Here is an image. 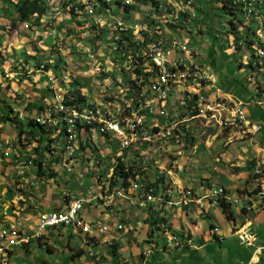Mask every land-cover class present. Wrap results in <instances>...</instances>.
Returning a JSON list of instances; mask_svg holds the SVG:
<instances>
[{
  "label": "crops",
  "instance_id": "0c3cea01",
  "mask_svg": "<svg viewBox=\"0 0 264 264\" xmlns=\"http://www.w3.org/2000/svg\"><path fill=\"white\" fill-rule=\"evenodd\" d=\"M19 1L0 0V246L6 241L1 237L2 230L21 222L20 228L23 232L32 234L43 214L65 211L71 196L95 197L101 192L99 191L101 185L97 181L94 170L88 166L84 172H81L79 170L81 166L76 163L77 161H70L69 165H66L67 168L62 165L64 168L60 170L59 174L51 176V178L47 172H45L47 174L41 173L37 176L35 168L26 177H21L17 173L18 163H15L17 156L25 155V153L35 155L34 150L37 146L35 142H28L26 133L19 135L20 127L25 132L37 130L29 125L30 119L46 118L49 106L59 105L57 94L66 97V91L75 88L80 89L82 94L87 96L85 91L91 87L96 88L93 84L84 86L79 78L75 80L74 77L79 70L71 71L72 66L65 64V61L68 62L69 59L64 56L59 58L61 54H73L71 50H68L69 40L63 41V33H68L69 39L74 38L72 43L76 42L75 38L78 36L86 39V43L94 42V34L87 31L92 29L95 22L93 18L87 17L83 13L76 15L69 7L60 5L57 8L62 10V13L57 18L50 19V14H34L21 20L16 6ZM80 8L82 10L85 7ZM132 11L133 9L127 15L130 16ZM68 18L74 19V22L68 23ZM66 27L69 28L68 32ZM102 29H104L102 37L107 36L106 33H108L111 39V20L108 19V25ZM83 31L85 32L83 33ZM90 35L92 36L88 38ZM181 35H184V32H181ZM107 37L109 38V36ZM59 41H62V44H54ZM97 43H102V41L98 40ZM191 47L196 58L201 55L200 61L208 65L207 61L211 60L209 54L212 53L201 54L199 41L197 46L191 44ZM86 48L88 50L91 47L86 45ZM112 50L111 46L109 51ZM114 53L118 52L114 51ZM42 63L51 64V66L41 69ZM74 64L78 65V62ZM118 77L123 78L122 69H118ZM72 79H74L75 87L70 85ZM244 92L246 93H244L243 99L248 97L247 90ZM89 95L90 97L87 96V99L97 97L95 91H90ZM7 116H14L15 120L6 119ZM101 120L103 121V119ZM3 122L10 127L4 126ZM92 131L96 130H90L94 134ZM95 137L100 139V136L95 135ZM105 139V136L101 139L102 144L106 143ZM34 141L37 142V140ZM263 142L257 143L254 148L250 147L254 152H250V149L246 147L243 150L254 157L253 155L260 154L259 148H262ZM164 146L163 149L167 147L168 153L178 147ZM263 152L264 149H262V154ZM105 154L111 155L109 151ZM218 155L215 156L218 157ZM165 156L168 155L165 154ZM104 157L107 158L100 152L101 162ZM245 157L247 156L245 155ZM90 158L86 160H89L88 164L92 165L94 160ZM252 161L250 167L256 163L254 159ZM56 162L59 161H54L53 164L55 165ZM238 164L241 165L240 162ZM34 165L36 162L32 158L31 166ZM241 167L243 168V166ZM146 168L153 175L147 173L145 179H141L136 184L134 182L129 187H126V183L124 185L118 183V190H124V196L108 195L107 198H98L91 203H86L80 213V219L82 225L89 227L90 232H85L82 225L79 224L50 228L42 240L35 239L39 247H44L55 253L58 250L56 244L63 240L62 242L66 246L65 253L70 255L74 261L83 257L86 253L85 248L95 247L97 252L87 250L88 261L85 264H100V262L103 264L263 263L264 207L261 205H264V197L259 196L258 192H249L252 183L246 185L244 179L246 178L244 175L253 173V169L245 166V169H239V173L230 176L232 178L221 180L223 185L226 184V188L230 189L231 196L227 195L226 198L232 204L235 220H229L211 189L210 191L202 188H199V191L193 190L194 193L191 195L189 204L170 205L160 202L158 198L153 200V197L158 196L160 190L163 189L161 181L165 174L162 171L165 168H161L160 174H157L151 167L147 166ZM168 171L170 170H166V172ZM128 178L126 182H128ZM121 179L122 177H120ZM155 179H159L155 183H158L160 190L157 191L158 195L150 196L145 192V188L149 182ZM82 180L90 182L89 190L84 187ZM91 190L94 191L92 195L90 194ZM176 190L164 189V192L171 195L172 199H178L183 190ZM241 192L248 194V199L238 198L243 195ZM141 198L144 199L141 200ZM217 209L220 210L218 214L221 219L224 217L227 219L228 224L226 223L224 230L215 222H210L209 226L207 225L209 229L203 224L202 219L214 216L212 211H217ZM254 220H256V224ZM120 225L122 228H119ZM243 225L256 234V240L250 246L240 244L238 239L237 231ZM172 231L179 235H173ZM65 235H67V239H64ZM161 235H165L162 243L159 242L162 238L159 237ZM54 236L57 241L52 242ZM170 236H175L179 243L175 242L168 246L167 242ZM72 238L81 241L79 247L82 250L76 251V247H72ZM33 241L34 239L24 246H13L11 251L0 252V257L9 258L12 264H22L13 261L14 257L22 256L24 250L30 252ZM111 242L119 243L116 256H113ZM180 244L181 247L177 248ZM16 249H20L19 252H16ZM79 252L80 255H78ZM31 264H40V262L34 260ZM42 264H45V261ZM51 264L59 263L51 262Z\"/></svg>",
  "mask_w": 264,
  "mask_h": 264
},
{
  "label": "rangeland",
  "instance_id": "374dc122",
  "mask_svg": "<svg viewBox=\"0 0 264 264\" xmlns=\"http://www.w3.org/2000/svg\"><path fill=\"white\" fill-rule=\"evenodd\" d=\"M119 1L120 0H112V3H114V6H116V4H119ZM124 1L126 2L125 4L130 6V10L133 9L130 15L131 19H133L134 22L141 24L149 23L151 29H155L158 25H161L160 18H162V16L165 15V13L169 11L168 9L170 8V5L166 0ZM219 5V0H180V4H176V8L179 7L180 10H184L186 8L190 14L195 12L196 16L192 19L191 23L183 24L186 26L181 30L184 32V35H180V29H173L175 34L188 37L190 40L192 39L191 44L196 46L199 41L201 47L199 50L201 54L210 53L209 51L210 48H212L214 38H216L217 43L215 49L217 54H209V58L211 60L207 61L208 67H201V72L198 73V78L194 82V98L196 103H189V106H185L184 98V96H186L188 93L187 79H180V87L178 88V86H173V79H166L165 82V78H156V81H154V84L151 88H149V90H143L141 84L130 83V81L133 79H131L132 74L129 71V68H132L135 71L136 79L138 81H146L147 73L148 77H157L164 75L165 68H167L173 69V71H185V74H192L193 66H189V64H174L173 56H167V54H163L166 58L165 67L159 69V67L154 62V54H144L145 48H141V54H133L130 53L129 50H123L125 53L123 54L121 50L125 47L122 44L120 46V52L116 54L114 53L115 50L109 51L110 47L113 46V40L110 39V35L106 33L109 38L107 36L102 37L104 29L98 28L95 25L92 27V29L87 30L91 34H94V42L86 43V39H84L82 36H78L75 38L76 42L72 43L74 38L69 39L68 33H63V41H66L67 39L69 40L68 50H71L73 54H61L59 55V58L64 56L69 59L68 62L65 61V64L67 66H72L71 71L76 72L77 69L79 70L74 77L75 80L79 78L83 82L84 86H89V84H93L94 87L96 86V88L91 87L89 90L85 91L88 97H90V91L96 92L97 97L94 99L88 98L89 101L93 102L94 104H101V102H105V108L115 107L117 121L119 123H128V120L145 122V114L137 115L136 112H129V106L127 104V93H129L132 94L133 98L132 107H137V111L146 110V112H153L157 109L164 110V112H172V128L182 127V129L192 131V136L189 137L185 143L175 147L176 149L170 153H168L166 149L167 147L163 149L165 147L164 145H161V150H157V146L156 148L150 146L149 149H146V146H139L137 151L132 148L130 156L133 157L126 159L127 164L131 165L134 163L136 166H139V176H141L142 179H145L144 176L147 173L153 175L151 171H147V166L151 167L152 170H155L157 174L161 173V168H165V170L162 171V173L165 172V174L163 180L161 181V188L165 190L177 189L176 191H178L180 189V191L183 190L181 192L183 193L187 189L192 191L196 189L199 191V188H202L203 190L209 189V191L211 189L213 193H216L219 196H231L229 192L230 189H227L226 184L223 185L222 181L224 179L226 180L232 178L230 176H232L234 173H239V169H245V166L246 168L249 166L250 169H253V173L244 175V177H246L244 178L246 185H248L250 182L252 183V188L249 192H255V188L257 186V178L255 176H259L258 166L261 160H264V152L262 154V149H264V129L259 134H257V137L252 139L241 137L235 132V128H238L241 131H249V133H256L257 121L255 120L260 121L264 128V108L256 107L255 105H249V115L253 120H249L246 117H236V119L231 120V123H224L223 113H219L218 108L230 107V99L225 94H218L217 99L215 100L214 95L205 93L207 91V80L209 79L210 68V70L217 74L220 78L218 85L222 89H226L232 93H242L243 97L244 93H246L244 91H254L255 93H261V98H264V85L262 84V80H264V54H254L255 52H259L264 46L260 44V42L254 43L255 45H250L251 43L256 42L259 36L264 41V29L259 30L256 37L249 30L250 27L256 26L257 23H263L264 15H257L256 22L252 24H242L240 20L235 19L233 21L235 25H233V23L230 21L232 19V15L221 11ZM104 6L106 7L108 5ZM120 7L121 9L118 10V14L122 18H126V14H128V12L125 10V8H123V6ZM259 9L260 6H257L256 9H251L255 11L250 13V17L248 18L251 19L253 15L260 12ZM189 13L187 14L188 20L190 15ZM96 14L100 15L99 9L96 10ZM105 17L106 16L104 15V18ZM72 22H74V19L68 18V23L71 24ZM66 28L68 32L69 28ZM84 32L85 31H83V33ZM77 34H79V31H77ZM91 36L92 35H90L88 38ZM79 39L82 42L78 41ZM98 40H101L102 43H97ZM84 42L88 47L91 48L87 50ZM54 44H62V41L55 42ZM114 46L116 45L114 44ZM200 58H202V56L198 55L197 60L200 61ZM75 62H78V65H75ZM120 67L122 68L123 72V78H121L123 79L121 84V92L127 93H120L118 97V94H114L115 84L105 85V78L107 79L108 83H112V79H120L118 77V69ZM138 70L140 72H138ZM69 75L72 77L71 74ZM253 79V84L247 81ZM73 82L74 79L70 81V85L75 87ZM67 91H72V89L70 88ZM165 91L166 94L164 99H160L161 95L164 94ZM66 95L67 96L64 97L63 102L61 100V94L56 95L59 102V105L57 106L60 107L62 103L63 110L77 108L75 105L71 106L66 104V100L70 97V94L67 92ZM253 98L254 93L252 96H248L245 99H247L246 101H251ZM70 99L73 100L74 97H71ZM57 106H55V104L50 105L46 114L47 117L44 119L50 118L53 115V110ZM83 106L84 108L81 109V114L83 116H90V119H93V121L97 122L108 121V117L110 115L108 111H98V108H94L92 105H87V102ZM204 117L205 120L203 121ZM212 118H214V123H209V121H212ZM101 119H103V121ZM40 124L47 130H50L52 135L64 130V121L47 123V125L44 122H40ZM3 125L7 128L10 127V125H7L5 122H3ZM92 132L96 136H100V139H97L95 135L91 133L96 141L94 143L93 151H90V153H87V155L89 154L91 157L90 159L94 160L93 164L89 165V160H86L87 158L84 156H82L83 159L81 161L75 162L81 166L79 169L81 172H84L89 166L94 170V174L97 176L101 170V162L98 163L100 160V152L107 157H104L102 161L106 162L107 165L112 164V162H122V154L114 151H109L111 155L105 154L108 150L105 146L107 141L106 143L102 144L101 139L104 136L106 138V135L99 131ZM70 139L73 140V142H77L78 134H70ZM156 139L165 140L166 132H156ZM34 140H37V135L35 136ZM105 140H107V138ZM260 142H263L261 144L263 146H261L262 148H259L261 151L259 155L257 153L256 155H253L254 157H252L251 154H247L246 151L243 150L244 147L249 149L250 147L254 148L256 147V144H260ZM36 144L38 145V143ZM249 151L252 152L253 150L250 149ZM45 153L48 155H61L62 146H57L56 144L50 143V146L45 150ZM27 154L30 155L29 153H25V155ZM165 154L168 156H165ZM217 154H219L218 157L215 156ZM244 154L247 157H245ZM253 159L256 161V163L250 167V163L252 164ZM31 160L32 158H25V164H17L16 170L18 175L21 177L28 176V174L32 171V168L30 167ZM54 161H52L51 164H46V160L44 158L42 172L45 170V172L48 174L51 173L56 176L59 174L60 170L64 168V166L67 168L66 165H69L71 160H69V157L63 154L62 159L59 160L58 163L56 162L53 167ZM161 162L163 163L159 164ZM238 162H240L241 165H239ZM145 163H148L147 166H145ZM34 166H36L39 170L37 162ZM241 166H243V168ZM124 167V171L128 173L130 172V176L132 177L131 166ZM105 168L107 167H104L103 169ZM37 169L35 172L37 173L36 175L39 176L41 172H39ZM116 170L117 167L114 170V175ZM166 170H170L171 172H166ZM121 180L122 182H126L125 177H122ZM157 180L159 181V179ZM82 182L84 183L85 188L90 189V182L87 180H82ZM122 185H124V183H122ZM155 191L156 190L154 187H150L146 193H148L150 196H153L155 195ZM257 194L263 197V192H258ZM104 198L107 197H100V199ZM143 199L144 198H141V200ZM151 202L153 203L155 201ZM261 206L264 207V205ZM219 212L220 210L218 209L217 211H212L214 216L207 219L204 217V219H202L206 228L209 229L207 225L209 226L210 222H215L223 230L226 228V223L228 224L227 219L225 217L224 219H221L220 215L218 214ZM254 223H257L256 220H254ZM172 234L179 235L174 231H172ZM163 236L165 235L159 236L160 238L162 237L159 240L160 243L163 241ZM67 238V235H65L64 239ZM55 241L57 240L54 236L52 237V242ZM62 241L63 240H61V242ZM61 242L59 241L56 244L58 250L54 253L48 251V249L44 247H39L37 241L34 239L31 251L29 252L24 250L22 256H18L17 258L14 257L13 261L16 263L20 262L22 264H31V262L34 260L40 262V264H42L44 261L45 264H51V262L59 264H85L88 261L86 257L88 255L87 250L90 249L94 252L98 251L95 247L85 248L86 253L83 255V257L74 261L70 255L65 253L66 246L63 242ZM71 244L72 247H76V251L81 249L79 247L81 246V241L79 239L72 238ZM180 247L181 244L177 248ZM19 250L20 249H16V252H19ZM2 260L3 258L0 257V261ZM262 264H264V260Z\"/></svg>",
  "mask_w": 264,
  "mask_h": 264
},
{
  "label": "built area",
  "instance_id": "2783aa9c",
  "mask_svg": "<svg viewBox=\"0 0 264 264\" xmlns=\"http://www.w3.org/2000/svg\"><path fill=\"white\" fill-rule=\"evenodd\" d=\"M41 4L46 12L45 14H50V19L57 18L61 15L62 10H58V6H66L69 7L71 11H73L76 15H81V13L85 14L87 17L91 16L93 20H98L93 23V26H99L98 28H103L108 25V19L111 20L112 26V37L113 40L112 48L118 53L121 50V44L124 45V49H122V53L124 51H128L133 54H141V48H145L144 54H155L156 59L162 62L160 59V54H167V56H173L174 64H189V66H193L192 74H185V71H173V69L165 68V74L157 77H148L146 81H138L136 79V73L132 68H129L132 76L130 83L141 84L143 90H149L156 81V78H165L173 79V86L180 87V79L188 80V93L185 98V106H189V103H196L194 98V82L198 78V73L201 72V67H208L207 64L202 63V61L197 60L196 54H193V50L191 49V40L185 36H179L175 34L173 29H180L181 31L186 26L183 24L191 23L192 19L196 16L195 12L192 14L185 8L184 10H180L179 7L176 8V4H180V0H166L168 1L170 8L165 13V15L160 18L161 25H158L157 28L151 29L150 24H141L138 22H134L133 19L130 18H122L119 14H115L111 7L112 0H34ZM233 0L234 4L239 2L245 3V13L247 19H250V13H252L256 9L255 5L256 0ZM176 2V3H175ZM108 5V6H104ZM80 7H85L81 8ZM100 10V15L96 14V10ZM260 10V9H259ZM249 11V12H247ZM261 11V10H260ZM106 16L104 18V15ZM189 15V20L187 19V14ZM248 13V15H247ZM44 14V15H45ZM260 12L253 15H259ZM99 16V17H98ZM251 18V19H252ZM55 20V19H54ZM261 25L263 23H260ZM92 26V27H93ZM264 29V28H263ZM261 29V30H263ZM182 32V31H181ZM172 33V35H170ZM181 35V34H180ZM256 37V36H255ZM262 44L264 46L263 39L259 36L256 42H253L250 45H255L254 43ZM114 44L116 46H114ZM254 54H264V47ZM258 59V58H257ZM259 60V59H258ZM119 61V60H115ZM261 61V60H260ZM125 63V62H123ZM246 63V58H245ZM126 65V64H125ZM123 67V66H122ZM127 67V66H126ZM124 68V67H123ZM119 69H122L121 67ZM123 79H112V83H108L105 78V85L107 84H115V92L114 94L127 93L121 92V84ZM253 84V80H247ZM219 77L217 74L213 73L209 68V79L207 80V91L205 94H212L217 99L218 94H225L230 99V107L228 108H218L219 113H223L224 123H231L232 119H236V117H246L249 120H252L249 115L248 106L255 105L257 107L264 108V98H261V93H254V98L251 101H246L243 98H240L238 95L224 91L219 85ZM262 84L264 85V80H262ZM73 90V89H72ZM167 91V90H166ZM161 95L160 99H164L166 94ZM71 93L72 91H66V93ZM71 97V95H70ZM67 99V98H66ZM132 94L127 93V104L129 106V112H136L138 114H145V122H137V121H129L128 123H119L117 121V113L115 107L113 108H105V102H101V104H94L93 102L87 99V105H92L94 108H98V111H108L110 114L107 122H97L90 119V116H83L81 114V108H73L71 110H63L62 103L57 106L53 110V115L47 119H37V122L47 123H55L57 121H64V130L61 132L50 133L49 138L52 140L51 144H56L57 146H62V154L61 155H48L44 153L46 164H51L56 158L59 160L62 159L63 154L69 157L71 161L82 160V156L85 158H90L91 150L94 149L95 138H93L90 130H96L101 133H104L107 138V143L105 146L107 147V151H114L122 154V162L124 166L133 167L132 178H128V182H120V177H114V170L119 165V162H112V164L107 165L106 162H101L99 160L98 163L101 162V170L99 174L96 176L97 181L100 182L101 189L99 194L92 197H79V196H71L68 207L65 211H55L51 213L43 214L40 218L38 226L34 233L28 234L23 232L20 228L22 225L21 222L15 224V226H10L8 229H4L1 231V237L5 239L0 246V252L11 251L13 246H24L29 244L32 239L41 240L48 229L56 228L60 226H74V225H82L80 219V213L85 207L86 203H91L93 200H96L100 197H107L108 195H117L124 196V190H118V183H126V187L132 185L135 182L138 183L141 181L142 177L139 176L140 172L138 171L139 166L132 163L131 165L127 164L128 158L132 151V148L137 151L139 146L149 149L150 146L156 148L157 150H161V145H174L178 146L180 144L185 143V141L192 136V131H188L187 129L180 128H172V112H164V110H154L153 112L145 111H137V107H132ZM61 100L63 102L64 97L61 95ZM215 108V107H213ZM178 109V108H176ZM115 111V112H114ZM114 112V113H113ZM205 120V117L203 121ZM214 123V118L212 121ZM263 130V124L257 121V129L256 133H249V131H241L238 128H235V132L238 133L241 137L252 138L254 139L257 134H259ZM156 132H166L165 140H157ZM70 134H78L77 142H70ZM37 135V142L39 143L40 137ZM109 144V145H108ZM156 144V145H154ZM25 158H36L35 155H18L15 159V163L25 164ZM58 160V161H59ZM148 163H145L147 166ZM54 165V164H53ZM32 169H37L36 166H30ZM104 167H107L103 169ZM259 176H255L256 179V188L255 192H263L264 197V160H261L259 166ZM140 179H139V177ZM146 176V175H145ZM144 176V178H145ZM137 178V179H136ZM158 180H152L145 188V192L150 189V187L157 182ZM142 186V185H141ZM164 189L160 190L158 196L153 197V200L157 198L160 202H166L170 205H180V204H189L190 198L193 193L192 190L187 189L183 193H181L180 198L172 199L171 195L163 192ZM91 195L94 192L90 191ZM214 196L217 200L221 198H226V196H219L214 193ZM238 198L248 199V194H243ZM250 208V207H249ZM122 228V225L119 226ZM82 229L85 232H90L89 227L86 225H82ZM238 239L240 244L245 246H250L256 240V234L251 231L246 225H243L237 231ZM172 240H175L172 242ZM179 243L175 236L168 238V246H171L173 243ZM111 245L113 243L111 242ZM0 264H12L10 259H5V261H0ZM103 264V262H100Z\"/></svg>",
  "mask_w": 264,
  "mask_h": 264
},
{
  "label": "trees",
  "instance_id": "16d2710c",
  "mask_svg": "<svg viewBox=\"0 0 264 264\" xmlns=\"http://www.w3.org/2000/svg\"><path fill=\"white\" fill-rule=\"evenodd\" d=\"M250 1H252V0H249L248 2H250ZM219 2H220V5H219L220 10L223 11L224 13H229L232 15V19L230 21H231V23H233V25H235L233 22L235 19L240 20V22L242 24H244V23L252 24V23L256 22V16H254L252 19H247L245 9H244V7H245L244 2H239L237 4H234L233 0H219ZM118 3H119L118 4L119 7L125 6V9L128 12L130 11V6L128 4H125L126 2L124 0H120ZM255 5L260 6V10H261L260 14L264 15V0L263 1H261V0L255 1ZM16 6H17V11L20 14L21 20H25L29 16H32L34 14L43 15L45 13V8L41 4H38V2H35L34 0H20ZM112 9L115 11V8H112ZM116 12H117V8H116ZM263 28H264V22L262 25L257 23L256 26L250 27L249 30L252 32L253 35L257 36L258 31L263 29ZM214 39H213L212 48H210V53L217 54L215 51L216 46H217L216 38H214ZM45 66L48 68L51 66V64H45ZM138 72H140V71L138 70ZM244 89H245V87H244ZM226 92H231V91L226 90ZM247 93H248V96L253 95V93H251V91H247ZM234 94L238 95L240 98H243L242 93L237 92ZM70 95H71V97H74V99L71 100L70 99L71 97H69L66 100V104L71 105V106L75 105L76 107H80L81 109H83L84 108L83 105H85L87 102V96L82 94L80 89H73L72 92L70 93ZM81 102L83 105L81 104ZM261 108H263V107H261ZM16 117H18V116H16ZM14 118H15L14 116H7L6 119L13 120ZM29 125L31 127L36 128L37 130H29V131L25 132L23 130V128L20 127L19 135L21 136L24 133H26V135L28 137V142H30V143L35 142L36 143V141H34V138H35L36 134H39L40 140H39L38 145L35 147L34 153H35V157H36L35 160L39 166V172L44 174L45 170H44V172H42L43 171V162H44V158H45L44 153H45V150L50 146V143L52 141L49 138L51 131L44 128L39 122H37V120L35 118L30 119ZM58 160L59 159L56 158L55 161H58ZM131 169H133V167H131ZM124 170H125L124 163L119 162V165L117 166V170H116L114 176L115 177H119V176L125 177V179H127L128 177H130V172L128 173ZM49 175L52 177L54 176V174H51V173ZM132 175H135V173L134 174L132 173ZM152 186H154L155 188L158 189L155 191V194H157L158 193L157 191H159L158 183H154ZM218 203L222 207V210L225 213L226 217L229 220H235V215H234V212L232 209L231 202H229L226 198H221L218 200ZM118 249H119V243H114L112 246L113 256L117 255ZM78 255H80V252L78 253Z\"/></svg>",
  "mask_w": 264,
  "mask_h": 264
},
{
  "label": "bare ground",
  "instance_id": "6f19581e",
  "mask_svg": "<svg viewBox=\"0 0 264 264\" xmlns=\"http://www.w3.org/2000/svg\"><path fill=\"white\" fill-rule=\"evenodd\" d=\"M153 59H154L155 64L159 67V69L162 67H165L166 58L163 54H160V59H162V62H160L159 60L156 59L155 54L153 55ZM44 68L46 69L45 64L43 63V64H41V69H44ZM70 142H73V140L70 139ZM2 261H5V259L3 258Z\"/></svg>",
  "mask_w": 264,
  "mask_h": 264
},
{
  "label": "clouds",
  "instance_id": "9594fccd",
  "mask_svg": "<svg viewBox=\"0 0 264 264\" xmlns=\"http://www.w3.org/2000/svg\"><path fill=\"white\" fill-rule=\"evenodd\" d=\"M114 5H115V4L112 3V4H111V7H113V8H117V13H118V10L121 9V7H119L118 4H116V6H114ZM123 8H125V7H123ZM125 10H126V9H125ZM126 11H127V10H126ZM45 12H46V10H45ZM127 12H128V11H127ZM129 12H130V11H129ZM129 12H128V13H129ZM44 14H45V13H44ZM126 18H130V19H131V17H130L129 15H127V14H126ZM42 64H43V63H42ZM45 67H46V66H45ZM46 68H47V67H46ZM71 89H75V88H71Z\"/></svg>",
  "mask_w": 264,
  "mask_h": 264
}]
</instances>
